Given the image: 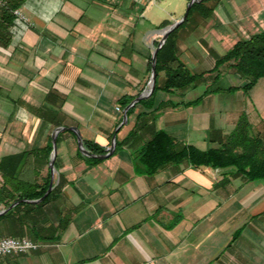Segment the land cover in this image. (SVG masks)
<instances>
[{"label":"crops","instance_id":"1","mask_svg":"<svg viewBox=\"0 0 264 264\" xmlns=\"http://www.w3.org/2000/svg\"><path fill=\"white\" fill-rule=\"evenodd\" d=\"M146 2L26 0L19 9L25 23L14 21L8 46H0V158L23 151L45 156L57 127L76 128L82 141L106 152L113 136L124 140L142 118L131 144L93 164L73 132L56 135L58 189L16 237L37 248L0 264H264V180L185 164L147 175L133 161L159 130L200 150L217 147L240 115L264 142V96L223 98L243 84L221 85L207 73L236 43L226 29L232 21H247L250 35L264 30V0L204 2L211 13L197 12L172 40L185 68L205 72V82L157 90L121 125L119 100L147 90L160 30L172 24L156 27ZM31 166L37 183L51 178L43 159ZM9 227L0 223L1 232Z\"/></svg>","mask_w":264,"mask_h":264},{"label":"trees","instance_id":"2","mask_svg":"<svg viewBox=\"0 0 264 264\" xmlns=\"http://www.w3.org/2000/svg\"><path fill=\"white\" fill-rule=\"evenodd\" d=\"M25 1L2 0L0 6V46H8L11 37L10 29L15 19L14 12L19 11ZM194 7H197V11L206 17L213 10L212 6H204V0L191 5L185 20L168 35L165 43L158 50L155 62V88L149 99L139 101V104L150 101L157 90L185 91L205 82V72L195 74L185 68L177 56L172 40L177 30L188 22ZM167 25L168 22L163 21L158 28H164ZM148 67L150 71L151 59ZM221 68L244 80V84L240 87L244 93H247L258 80L264 79V30L249 36L247 39L237 41L229 51L218 58L214 67L207 72L214 74L213 81H216L222 74ZM161 74H163V81L160 84L159 76ZM206 93L207 91L204 92V94ZM119 102L120 107L125 108L131 102V98H122ZM134 107L127 111V116L133 113ZM140 118H142L141 114L137 116L133 129L124 140L120 142L115 140V151L122 146L131 144L138 123L141 121ZM210 140L211 142L215 141L211 137ZM83 144L91 154L105 153L96 144L86 141H83ZM51 150L52 146L49 140L45 148V156L40 157L32 151H23L0 158V210L16 203L11 210L0 216V223L7 222L12 226L4 231V236L1 235L2 232L0 231V238L20 235L21 231L19 232L18 226L22 227V224L27 223L32 218L34 209L44 205L58 189L59 183L38 204L25 202L26 200L40 199L47 191L50 175L47 174L42 184L37 183L36 173L34 174L31 165L39 159L48 163ZM85 159L91 164L100 161L87 157ZM133 161L147 175L154 174L167 164H185L195 169L210 167L218 170H229L227 173H232V175L241 177L245 181L264 180V142L259 135L252 133V127L245 115L239 116L233 130L223 140L218 141L217 147L207 150H200L191 144L177 141L163 130L156 131L151 139L145 141L138 150L133 152Z\"/></svg>","mask_w":264,"mask_h":264},{"label":"rangeland","instance_id":"3","mask_svg":"<svg viewBox=\"0 0 264 264\" xmlns=\"http://www.w3.org/2000/svg\"><path fill=\"white\" fill-rule=\"evenodd\" d=\"M207 1L208 0H204V2H207ZM235 1H237V0H235ZM190 2H191V0H147L146 4L148 5L149 9H151V12H152L154 18L157 19V21H159L156 24V27H157L163 21H167V22H170L172 24L179 22L185 16L186 10H187ZM197 12H198L197 7H194V9L192 10V12L189 15L188 22L186 24H184L183 26H181L177 30L176 33L180 34L182 32H186L187 27H188V23L190 22V19L195 17ZM175 19H177L176 22H175ZM246 22L247 21H244V20L232 21L228 26H226L227 31L233 35L236 42L239 40H242V39H247L249 36H251L249 34L250 32L247 33ZM245 37H247V38H245ZM149 73H150V71H149ZM149 78H150V75H149ZM219 83L221 85H229V84L231 85V83H232V85H239V84H244V80H242L240 77H237L234 75H230V76H226V77L220 76ZM148 84H149V79L147 81V89H148ZM263 84H264V79L259 80L257 85H256V88L253 91V93H249V92L244 93L242 90L239 93L223 94V95H219V96H223V98H234V99L235 98L245 99V98H249V97L251 98L252 94H253V96H264L263 95L264 93L262 92L264 90ZM53 179H54V181H55V179H57V174H56L55 170L53 171ZM261 218L264 219L263 216L260 217V219ZM263 227H264V224H263ZM1 235L4 236V232H2ZM13 237L16 238L18 236H13Z\"/></svg>","mask_w":264,"mask_h":264},{"label":"water","instance_id":"4","mask_svg":"<svg viewBox=\"0 0 264 264\" xmlns=\"http://www.w3.org/2000/svg\"><path fill=\"white\" fill-rule=\"evenodd\" d=\"M201 0H191L190 4L188 5V8L186 10L185 16L179 21L176 22L162 30H160V34H161V38L158 42V45L154 48L152 56H151V68H150V78H149V84H148V89L141 93L138 97H136L135 99H133L127 106H125V108L123 109V120L121 122V125L126 124L127 122V111L133 107L136 103H138L141 100H144L146 98H148L154 88H155V81H156V73H155V62H156V57H157V52L158 50L162 47V45L165 43L168 35L174 30L176 29L186 18L187 16V12L188 9L191 7V5L193 3H199ZM120 125V126H121ZM119 126V127H120ZM64 130H68L71 131L75 134L76 136V141H77V145H78V149L79 152L87 157V158H93V159H97V160H104L107 159L108 157H110L114 151H115V136L112 137L111 140V144L109 146V148L106 150V152L104 154H91L84 146L83 141L81 139L80 133L79 131L74 128V127H69V128H62V127H57L55 128L52 133H51V146H52V150H51V154H50V158L48 161V167L50 170V174H51V178H50V183L48 186L47 191L45 192V194L37 200H26L25 202L29 203V204H37L39 202H41L52 190L53 188V183H54V179H53V171L55 170L54 168V160H55V155H56V135ZM16 203L11 204L8 208L0 210V216L6 214L9 210H11Z\"/></svg>","mask_w":264,"mask_h":264},{"label":"built area","instance_id":"5","mask_svg":"<svg viewBox=\"0 0 264 264\" xmlns=\"http://www.w3.org/2000/svg\"><path fill=\"white\" fill-rule=\"evenodd\" d=\"M2 0H0V6ZM15 22L16 23H25L24 16L20 11H15ZM119 110V108H116ZM37 244L27 238H14V237H3L0 238V258H3L8 255H22L26 254L29 251L35 250Z\"/></svg>","mask_w":264,"mask_h":264}]
</instances>
